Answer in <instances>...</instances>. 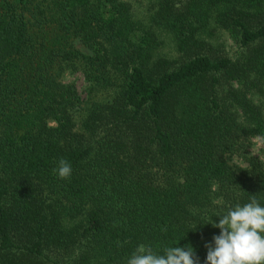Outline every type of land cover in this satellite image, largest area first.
Listing matches in <instances>:
<instances>
[{
	"label": "trees",
	"instance_id": "trees-1",
	"mask_svg": "<svg viewBox=\"0 0 264 264\" xmlns=\"http://www.w3.org/2000/svg\"><path fill=\"white\" fill-rule=\"evenodd\" d=\"M254 138L264 0H0V264H127L139 244L205 264L210 223L264 206Z\"/></svg>",
	"mask_w": 264,
	"mask_h": 264
},
{
	"label": "clouds",
	"instance_id": "clouds-1",
	"mask_svg": "<svg viewBox=\"0 0 264 264\" xmlns=\"http://www.w3.org/2000/svg\"><path fill=\"white\" fill-rule=\"evenodd\" d=\"M53 171L67 180L72 166L61 158ZM210 224L220 232L212 237V243L205 244V264H264V206L255 195L243 206L231 208L218 223ZM127 264H199V258L191 246L166 247L158 254L152 247L139 244Z\"/></svg>",
	"mask_w": 264,
	"mask_h": 264
},
{
	"label": "rangeland",
	"instance_id": "rangeland-1",
	"mask_svg": "<svg viewBox=\"0 0 264 264\" xmlns=\"http://www.w3.org/2000/svg\"><path fill=\"white\" fill-rule=\"evenodd\" d=\"M132 6L134 8V12H143L147 8L148 0H131ZM164 38V46L161 47L160 52L163 55H167L168 57L172 55V47L170 45V41ZM206 40L215 45L216 48L221 50L226 56L232 57L236 52L235 44L221 31H213V34L210 36H206ZM75 47L78 48L82 52H86L83 48H81L78 44H75ZM63 83H70L72 84L76 92L81 100L85 97L84 89L86 87V83L83 80L81 74L79 72H75L72 74H65L62 79ZM252 145L249 148V155L257 158L264 164V144L262 143L261 139L254 138L252 141ZM235 163H239L238 160H234Z\"/></svg>",
	"mask_w": 264,
	"mask_h": 264
}]
</instances>
